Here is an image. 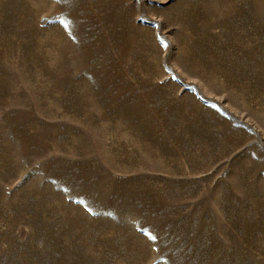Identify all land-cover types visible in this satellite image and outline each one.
Returning a JSON list of instances; mask_svg holds the SVG:
<instances>
[{"label":"rangeland","instance_id":"obj_1","mask_svg":"<svg viewBox=\"0 0 264 264\" xmlns=\"http://www.w3.org/2000/svg\"><path fill=\"white\" fill-rule=\"evenodd\" d=\"M0 264H264V0H0Z\"/></svg>","mask_w":264,"mask_h":264}]
</instances>
